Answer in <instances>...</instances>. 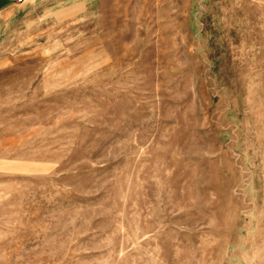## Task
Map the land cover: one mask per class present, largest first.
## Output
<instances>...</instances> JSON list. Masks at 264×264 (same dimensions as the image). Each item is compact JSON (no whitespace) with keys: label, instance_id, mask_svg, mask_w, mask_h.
Returning a JSON list of instances; mask_svg holds the SVG:
<instances>
[{"label":"rangeland","instance_id":"1","mask_svg":"<svg viewBox=\"0 0 264 264\" xmlns=\"http://www.w3.org/2000/svg\"><path fill=\"white\" fill-rule=\"evenodd\" d=\"M0 264H264V0H0Z\"/></svg>","mask_w":264,"mask_h":264}]
</instances>
